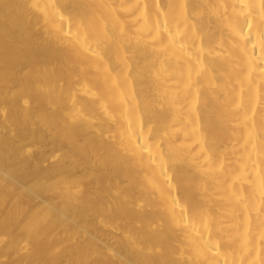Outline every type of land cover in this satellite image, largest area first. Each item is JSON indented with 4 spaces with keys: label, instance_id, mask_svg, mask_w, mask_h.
<instances>
[{
    "label": "bare ground",
    "instance_id": "1",
    "mask_svg": "<svg viewBox=\"0 0 264 264\" xmlns=\"http://www.w3.org/2000/svg\"><path fill=\"white\" fill-rule=\"evenodd\" d=\"M0 264H264V0H0Z\"/></svg>",
    "mask_w": 264,
    "mask_h": 264
}]
</instances>
